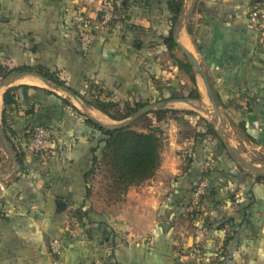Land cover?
<instances>
[{"label":"crops","instance_id":"1","mask_svg":"<svg viewBox=\"0 0 264 264\" xmlns=\"http://www.w3.org/2000/svg\"><path fill=\"white\" fill-rule=\"evenodd\" d=\"M101 1L0 0V66L41 68L80 96L91 92L130 105L162 100L164 106L154 111L193 112L198 118H190L193 128L201 127L200 118L213 124L200 115L207 113L192 107H211L196 74L200 101L183 98L194 87L171 60L170 54L184 61L179 47L169 53L165 46L171 31L166 0H114L121 19L86 53L80 51L72 10L84 9L94 22ZM263 1L195 0L177 38L199 65L220 112L228 118L225 130H238L244 122L255 141H246L240 133L237 142L262 156L264 38L250 27L248 16ZM190 4L183 0L182 14ZM10 78L0 79V124L3 93L21 87L9 119L15 133L10 143L23 149L25 157L24 170L16 165L14 172L0 140V264H49L52 239L64 246L57 264H264V182L254 184L211 142L194 145L191 139L183 140L181 127L167 120L155 175L117 200L94 187L99 172L89 171L93 157L101 156L103 136L86 119L106 129L118 122L92 107L85 106V114L69 94L46 87L38 77L22 76L5 87ZM36 127L51 132L47 161L27 149L28 133ZM191 150L193 160L186 170L183 155ZM207 160L212 161L209 189L214 195L205 199L200 218L214 223L226 216L234 219L235 227L228 239L211 229L199 242L200 257L179 263L176 245L195 246L198 229L197 223L190 225L179 215ZM230 196L241 208L250 206L248 215L235 213ZM70 217L76 222L70 223Z\"/></svg>","mask_w":264,"mask_h":264},{"label":"trees","instance_id":"2","mask_svg":"<svg viewBox=\"0 0 264 264\" xmlns=\"http://www.w3.org/2000/svg\"><path fill=\"white\" fill-rule=\"evenodd\" d=\"M166 7L170 14L169 25L171 28L170 34L164 39L165 46L169 50V53L178 48V45L173 41V32L178 26L180 16L183 12V0H166ZM115 8L117 9L116 2ZM118 10V9H117ZM122 21V20H121ZM72 23V20H71ZM116 23V22H115ZM113 25V24H112ZM73 26V24H72ZM74 29V28H73ZM187 33L190 34L187 28ZM173 64L184 74H186L194 87L189 91L188 95L183 97L184 99H189L191 101H200V95L198 93L195 81V73L184 57V61L176 59L172 54H170ZM18 75H30L38 78H43L48 84L56 86L60 89H66L76 96L83 104L87 107H92L114 122H122L133 116L147 103H138L134 105L130 104H119L112 100L101 97H94L92 93L86 94L84 96L77 95L72 92L70 88L67 87L66 83L60 80L56 74L50 73L48 71L42 70L41 68H30L28 66H20L14 69H9L7 67L0 66V79L5 80L9 77H14ZM19 88H8L5 90L2 96L3 110L1 114V126L5 134L7 143L10 144L11 152L14 154L15 163L21 170H24L23 160L25 157L24 150L19 147V150L14 148L10 143V138L15 139V133L10 127L9 119L12 117L14 108L16 107V93ZM51 95H54L50 93ZM55 96V95H54ZM214 98V96H213ZM217 106L218 100L214 98ZM63 104L70 106L74 109L67 101L62 100ZM162 103L161 101L154 102V104ZM151 104V105H154ZM220 104V103H219ZM150 105V104H149ZM224 108V106H222ZM151 115V118L148 116ZM234 115H237L234 113ZM196 117L193 112L187 111H174V110H158L143 115L135 120L133 123L125 128L120 129H106L102 126L94 123L91 119L87 118L86 123L97 130L102 136V152L101 156L93 157V164L90 173L99 172L102 174L103 180L106 182L105 188L108 196L116 197L115 199L121 200L126 194L129 188L137 187L146 181L150 180L157 169L160 166L161 157L160 153L164 144L165 132L163 124L167 120L175 121L180 127L181 131L179 133L181 139L187 140L191 139L195 144L203 143L205 141L211 142L212 147H217L223 156L230 160L228 157L222 143L220 142L213 124L206 122L203 119H199L202 122L201 127L193 128L190 124V118ZM237 116H235L236 118ZM138 123H143L141 130H135L134 127ZM34 128H31L28 136L30 137ZM238 130L244 137L246 141L254 142L255 140L251 138L245 128V123L240 122ZM28 149V146H27ZM31 152V151H30ZM95 152V150H94ZM34 154L33 152H31ZM35 155V154H34ZM193 150L191 153H186L183 155V162L185 163V169L191 167L193 160ZM44 161V160H41ZM231 161V160H230ZM264 164V159H263ZM212 166V161L207 160L205 171L199 176V178L191 185L189 190V197L186 203L182 206L179 217H182L188 221L190 225L195 223L198 224V229L205 228L208 232L213 229L223 234V230L227 227L228 233L223 234L225 239H228L229 235L232 234L231 230L234 229V219L228 218L226 216H221L217 222L211 223L208 219H202L201 213L202 204L205 199L210 198L214 195V191L209 189V175L211 172L210 167ZM185 170V171H186ZM241 174L246 176H251L254 184H262L264 182V176L245 174L244 171L237 168ZM205 182L206 186L203 194L199 197L198 207L192 212L189 211L191 202L193 200V195L195 190L200 183ZM210 192L207 196V192ZM230 205H234L237 209L235 213L244 212L248 215V208H241L240 204L236 201L234 196L229 197ZM252 205V203H251ZM202 212H201V211ZM75 216H77L75 214ZM226 243V241L224 242ZM200 248V246H199Z\"/></svg>","mask_w":264,"mask_h":264},{"label":"built area","instance_id":"3","mask_svg":"<svg viewBox=\"0 0 264 264\" xmlns=\"http://www.w3.org/2000/svg\"><path fill=\"white\" fill-rule=\"evenodd\" d=\"M71 15L75 37L79 49L83 54L89 50L94 42L102 39V35L112 24L121 19L118 10L115 8L114 0H102L100 2L97 17L94 22L90 20L82 8L73 9ZM248 21L250 27L254 29L261 38H264V1L259 7L250 12ZM50 139V131L41 127H36L29 137L28 150L33 152L38 158L46 161L49 158L47 145ZM205 186V182H202L195 190L189 211L192 212L198 207L199 197L203 194ZM69 221L70 223L76 222L74 217H70ZM206 233L207 230L205 228L195 230L194 237L197 244L191 248L184 249L180 244L176 245L174 253L179 263H184L188 257H200L199 242L204 239ZM223 233L227 234L228 228H225ZM63 250L64 246L62 241L59 239H52L48 244V252L51 256V262L49 264H57V257Z\"/></svg>","mask_w":264,"mask_h":264},{"label":"water","instance_id":"4","mask_svg":"<svg viewBox=\"0 0 264 264\" xmlns=\"http://www.w3.org/2000/svg\"><path fill=\"white\" fill-rule=\"evenodd\" d=\"M194 5H195V0H191V4L188 6L186 12L184 14H182L180 17L178 26L175 30L174 37H173L174 41L176 42L179 49L181 50L183 56L187 59V61L191 65L194 73L201 79L203 86L205 88V91H206L207 99L211 105L210 110H205L201 106H192V107L198 112H203V113H207V114H209V112H212L214 114L213 117H215L217 119V127L215 128L216 134H217L220 142L222 143L228 157L231 159V161L234 162V164L237 166V168L241 169L242 171H244L248 174L264 176V167H259L257 165H251V164L245 162L244 160H242L240 158L239 154H237L235 152V150H233L231 148V146H229V144L227 143L226 138L224 136V130L226 127V122H225V119L223 117V114L220 112V110H219V108H218V106H217V104H216V102H215V100L211 94V91L208 87L205 75L203 74L202 70L200 69L199 65L197 64V62L195 61L193 56L191 54H189L179 43H177V38H178L179 34L181 33V31L183 30V27H184L185 22L187 21V18L193 12ZM22 76H26V75H18V76L12 77L5 82L4 86L5 87L8 86L13 81H15L16 79H18ZM39 80L48 88L61 90L65 93L69 94V96H71V98L80 106V108L86 114V107L83 104V102H81L76 96L72 95L68 90L60 89L56 86H52V85L48 84L43 78H39ZM163 106H164V102L154 104V105H151V104L146 105L142 109H140L137 113H135L133 116H131L130 118H128L125 121L119 122L116 126H114L111 129L125 128L128 125H130L131 123H133L135 120H137L139 117H141L143 115H147L148 113H150L154 110L161 109ZM0 140L4 146V149L6 150V152L8 154L10 160L13 162L14 172H15L17 164L15 163L11 149H10V147L6 141V137H5V134L2 130L1 124H0Z\"/></svg>","mask_w":264,"mask_h":264},{"label":"rangeland","instance_id":"5","mask_svg":"<svg viewBox=\"0 0 264 264\" xmlns=\"http://www.w3.org/2000/svg\"><path fill=\"white\" fill-rule=\"evenodd\" d=\"M43 88H46L45 86H43ZM211 107L208 108V110L210 109ZM200 114V113H198ZM201 116H203L204 118H207L210 122L213 123V126L216 128L217 127V119L215 117H213V113L212 112H209V114L207 115H202L200 114ZM151 116V115H150ZM197 116V115H196ZM199 116V115H198ZM202 117V118H203ZM223 117H224V114H223ZM195 118V117H194ZM197 118V117H196ZM198 119V118H197ZM226 121L228 120V118H226V115H225V118ZM199 124H201L202 122L201 121H197ZM143 123H138L136 124L134 127H132L133 129L135 130H141L142 127H143ZM228 127V126H226ZM226 133L225 134V138H226V141L227 143L229 144V146H231V148L233 150H235V152L237 154H239L240 158L242 160H244L245 162L251 164V165H257L259 167H264V164H263V159H264V156H262V154H260L259 151H255L253 149V147H250V146H243L240 142H237L236 138L238 137V135L240 134V132L235 129V128H226V130H224ZM236 137V138H235ZM231 160V159H230ZM47 161V160H46ZM233 162V161H232ZM256 163H260L259 165L256 164ZM234 164V162H233ZM236 166V165H235ZM237 167V166H236ZM93 184H94V187L95 189L97 190H102V192H105L106 191V188H105V184L106 182L103 180V177H102V174L100 175V173H97V176L95 177L94 181H93ZM105 200V199H104ZM227 228V227H226Z\"/></svg>","mask_w":264,"mask_h":264}]
</instances>
